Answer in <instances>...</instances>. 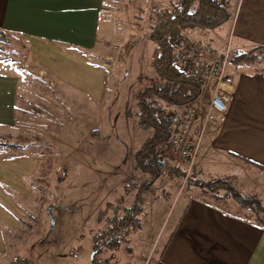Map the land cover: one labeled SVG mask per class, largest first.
I'll return each instance as SVG.
<instances>
[{
    "label": "crops",
    "instance_id": "crops-1",
    "mask_svg": "<svg viewBox=\"0 0 264 264\" xmlns=\"http://www.w3.org/2000/svg\"><path fill=\"white\" fill-rule=\"evenodd\" d=\"M228 1L232 16L225 24L189 29L184 31L187 37L197 35L216 47L246 53L264 46V0ZM153 4V0H0V31L8 35L20 61L16 64L0 52V140L15 136L21 123L48 117L39 113L50 99L29 80L30 73L49 87L53 100L69 102L75 109H96L106 99L107 64L115 61L129 22L143 20ZM151 15L149 10L148 25ZM253 66L231 63L235 92L226 112L204 119L210 97L205 101L197 163L202 171L210 169L211 176L236 177L248 166L247 171L264 177V70ZM152 68V77L158 76ZM36 168L30 153L0 150V254L8 251L17 227L14 195L20 191L31 196L25 178ZM250 189L264 200L262 193ZM179 208L157 264H264V226L258 222L195 197L185 198Z\"/></svg>",
    "mask_w": 264,
    "mask_h": 264
},
{
    "label": "rangeland",
    "instance_id": "rangeland-1",
    "mask_svg": "<svg viewBox=\"0 0 264 264\" xmlns=\"http://www.w3.org/2000/svg\"><path fill=\"white\" fill-rule=\"evenodd\" d=\"M153 2L168 4V0ZM149 10L143 20L138 17V23L129 22L128 36L114 52L115 61L107 64L110 72L106 99L96 109H75L69 102L53 100L49 87L29 74L42 96L50 99L46 103L49 109L42 106L43 113H39L48 117L21 123L15 136L0 140L18 144V153L26 151L37 160L34 173L25 178L31 196L20 191L14 195L17 227L8 251L0 254V264H94L95 236L112 216V205L131 206L143 188L142 227L118 250L105 249L103 256L112 264H157L184 199L195 197L215 203L210 194L188 186V181L176 172L177 177L161 172L150 181V176L137 167V153L151 133L137 123V95L143 85L160 80L151 73L155 46L148 38ZM198 37L191 35L188 39ZM254 49L251 51L257 52ZM0 52L5 59L20 62L8 35L1 31ZM253 65L264 70L263 60ZM202 95L192 101L202 100L204 110L209 95ZM184 105L168 108L179 119ZM166 160L167 167L181 169L167 156ZM60 167L66 175L59 172ZM246 167L243 175L225 178L242 193H249L253 187L264 196V177ZM203 170L190 176L204 180L222 177L215 173L211 176L210 169ZM250 184L249 189L243 187ZM229 202L231 212L257 221L251 210H241L233 199ZM260 216L264 219V213Z\"/></svg>",
    "mask_w": 264,
    "mask_h": 264
},
{
    "label": "trees",
    "instance_id": "trees-1",
    "mask_svg": "<svg viewBox=\"0 0 264 264\" xmlns=\"http://www.w3.org/2000/svg\"><path fill=\"white\" fill-rule=\"evenodd\" d=\"M229 4L228 0H170L169 5L163 7L158 15L149 17L148 38L155 46L152 65L160 80H153L139 92L135 116L138 125L151 132L136 156L137 167L150 176V181H155L168 165L166 155L158 149V144L169 139L178 124V117L168 107L184 105L202 93L199 82L178 70L172 62V54L188 40L184 31L193 28L216 29L225 24L232 16ZM254 50L257 52L232 51L231 63L253 64L264 61V46H257ZM17 147L20 146L15 143L0 142V150ZM171 171L182 177L185 175L178 167ZM188 186L198 187L205 194H210L216 205L207 200H204L205 203L222 211L233 213L229 202L233 199L241 210H251L256 222L264 226V219L260 216L261 212L264 213V201L258 194L242 193L222 177L215 180L191 177ZM144 195L143 188L131 206L112 205V216L107 217L105 227L95 236L94 264H112L110 258L103 256L104 250H118L129 241L132 233L142 227L140 214ZM244 218L249 219V216Z\"/></svg>",
    "mask_w": 264,
    "mask_h": 264
},
{
    "label": "built area",
    "instance_id": "built-area-1",
    "mask_svg": "<svg viewBox=\"0 0 264 264\" xmlns=\"http://www.w3.org/2000/svg\"><path fill=\"white\" fill-rule=\"evenodd\" d=\"M151 13L158 15L162 6L155 3L151 6ZM232 51L229 48H219L208 40L189 38L172 54V62L184 75L199 82L201 91L209 95V110L205 113L206 120H212L215 113H224L235 92L234 72L231 65ZM203 101H191L183 106L178 124L172 136L158 144V149L168 159L175 161L185 173L186 181L191 174H199L202 169L197 163L199 147L203 139L204 125L199 123L202 114ZM174 167H164L162 174L177 177L171 170ZM64 176L66 170L59 168Z\"/></svg>",
    "mask_w": 264,
    "mask_h": 264
}]
</instances>
